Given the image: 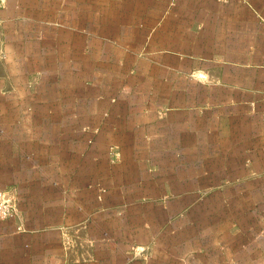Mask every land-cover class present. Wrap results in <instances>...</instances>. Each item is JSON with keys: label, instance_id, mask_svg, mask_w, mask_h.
I'll return each instance as SVG.
<instances>
[{"label": "crops", "instance_id": "obj_1", "mask_svg": "<svg viewBox=\"0 0 264 264\" xmlns=\"http://www.w3.org/2000/svg\"><path fill=\"white\" fill-rule=\"evenodd\" d=\"M0 180V264H264V0H3Z\"/></svg>", "mask_w": 264, "mask_h": 264}, {"label": "built area", "instance_id": "obj_2", "mask_svg": "<svg viewBox=\"0 0 264 264\" xmlns=\"http://www.w3.org/2000/svg\"><path fill=\"white\" fill-rule=\"evenodd\" d=\"M3 0H0V8H2ZM18 214L17 202L4 189L0 180V221H8L14 219Z\"/></svg>", "mask_w": 264, "mask_h": 264}, {"label": "rangeland", "instance_id": "obj_3", "mask_svg": "<svg viewBox=\"0 0 264 264\" xmlns=\"http://www.w3.org/2000/svg\"><path fill=\"white\" fill-rule=\"evenodd\" d=\"M139 251H142V249L141 248H137Z\"/></svg>", "mask_w": 264, "mask_h": 264}]
</instances>
